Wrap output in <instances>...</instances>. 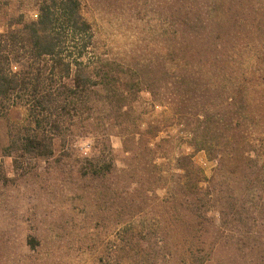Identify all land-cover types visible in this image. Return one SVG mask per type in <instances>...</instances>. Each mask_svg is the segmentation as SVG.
I'll list each match as a JSON object with an SVG mask.
<instances>
[{
  "label": "rangeland",
  "instance_id": "374dc122",
  "mask_svg": "<svg viewBox=\"0 0 264 264\" xmlns=\"http://www.w3.org/2000/svg\"><path fill=\"white\" fill-rule=\"evenodd\" d=\"M79 1L103 83L46 156L0 111V264H264V0Z\"/></svg>",
  "mask_w": 264,
  "mask_h": 264
},
{
  "label": "trees",
  "instance_id": "16d2710c",
  "mask_svg": "<svg viewBox=\"0 0 264 264\" xmlns=\"http://www.w3.org/2000/svg\"><path fill=\"white\" fill-rule=\"evenodd\" d=\"M36 18L0 32V111L20 104L27 130L11 135L5 154L52 153V139L103 83L92 24L79 0H39ZM15 67V68H14Z\"/></svg>",
  "mask_w": 264,
  "mask_h": 264
}]
</instances>
